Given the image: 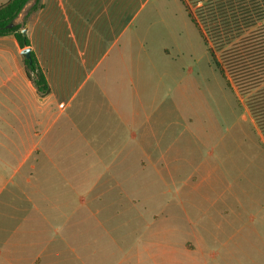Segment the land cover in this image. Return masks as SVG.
<instances>
[{
	"label": "crops",
	"instance_id": "obj_1",
	"mask_svg": "<svg viewBox=\"0 0 264 264\" xmlns=\"http://www.w3.org/2000/svg\"><path fill=\"white\" fill-rule=\"evenodd\" d=\"M144 1L31 0L17 24L30 6L23 30L50 88L45 97L27 78L15 37H0V264H108L112 256L136 264L121 230L116 239L87 214L100 215L102 201L105 216L119 214L116 196L146 181L148 167L177 180L179 144L167 140L160 81L155 90L147 82L126 37ZM191 242L192 264L248 254L228 240L215 252L210 237Z\"/></svg>",
	"mask_w": 264,
	"mask_h": 264
},
{
	"label": "rangeland",
	"instance_id": "obj_2",
	"mask_svg": "<svg viewBox=\"0 0 264 264\" xmlns=\"http://www.w3.org/2000/svg\"><path fill=\"white\" fill-rule=\"evenodd\" d=\"M211 1L187 0L197 29L180 0H150L137 9L126 36L135 61L145 65L147 82L155 90L160 81L167 140L179 144L177 180L148 167L146 181L135 188L128 183L116 196L119 214L105 216L108 201L100 215L87 214L89 224L102 222L116 239L121 230V243L124 236V245L135 249L136 264H192L186 245L195 235L215 241L209 252L227 240L229 246L242 244L248 254L236 253L228 264H250L251 258L264 264V152L245 98L226 86L214 64V57L222 61L223 49L205 17ZM218 261L206 258L203 264Z\"/></svg>",
	"mask_w": 264,
	"mask_h": 264
},
{
	"label": "trees",
	"instance_id": "obj_3",
	"mask_svg": "<svg viewBox=\"0 0 264 264\" xmlns=\"http://www.w3.org/2000/svg\"><path fill=\"white\" fill-rule=\"evenodd\" d=\"M180 1L199 29L187 0ZM30 2L11 0L0 7V37L13 35L21 50L30 48V41L22 33L23 25L16 21ZM205 17L212 37L223 49L221 62L212 54L214 64L226 86L245 98L264 152V0H213ZM23 63L27 78L39 95L47 96L50 88L35 53L31 51Z\"/></svg>",
	"mask_w": 264,
	"mask_h": 264
},
{
	"label": "water",
	"instance_id": "obj_4",
	"mask_svg": "<svg viewBox=\"0 0 264 264\" xmlns=\"http://www.w3.org/2000/svg\"><path fill=\"white\" fill-rule=\"evenodd\" d=\"M22 33L25 35L26 34V31L25 30H22ZM30 53H31V48H26L24 50H22V55L24 58L28 59L30 57Z\"/></svg>",
	"mask_w": 264,
	"mask_h": 264
}]
</instances>
